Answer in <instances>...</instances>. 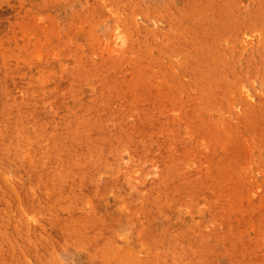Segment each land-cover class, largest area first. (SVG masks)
<instances>
[{
	"label": "rangeland",
	"instance_id": "374dc122",
	"mask_svg": "<svg viewBox=\"0 0 264 264\" xmlns=\"http://www.w3.org/2000/svg\"><path fill=\"white\" fill-rule=\"evenodd\" d=\"M0 264H264V0H0Z\"/></svg>",
	"mask_w": 264,
	"mask_h": 264
},
{
	"label": "bare ground",
	"instance_id": "6f19581e",
	"mask_svg": "<svg viewBox=\"0 0 264 264\" xmlns=\"http://www.w3.org/2000/svg\"><path fill=\"white\" fill-rule=\"evenodd\" d=\"M122 44V43H121ZM119 46H120V44H119Z\"/></svg>",
	"mask_w": 264,
	"mask_h": 264
}]
</instances>
